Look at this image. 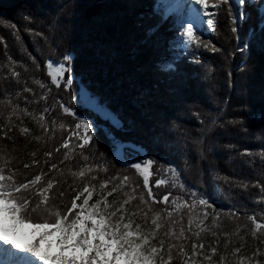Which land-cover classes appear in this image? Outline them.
Segmentation results:
<instances>
[{
    "label": "trees",
    "instance_id": "1",
    "mask_svg": "<svg viewBox=\"0 0 264 264\" xmlns=\"http://www.w3.org/2000/svg\"><path fill=\"white\" fill-rule=\"evenodd\" d=\"M158 4V0H0V100L7 97L37 115L48 108L45 123L49 124L45 135L30 117L21 114V125L12 116L17 127L8 132L11 139L0 133V166L7 161L5 172H14L17 183L32 179L41 170L47 172L41 183L57 181L51 190L55 199L50 203L62 211L71 206V199L85 183L95 186L91 204L118 183L113 181L102 192L101 181L128 174L132 185L107 196V201L116 206L126 198L124 193L132 194V186L142 185L141 177L127 173L117 164L114 144L103 129L110 125L79 103H71L72 109L97 123L93 140L82 150L88 160L81 159V149L75 148L73 139L72 159L60 163L67 150L55 149L69 137L75 120L59 108V103L70 104L65 99L68 92L63 84L60 88L51 84L46 65L50 60L61 62L64 55H71L73 84L80 83L115 116L121 128L117 138L145 149L159 160L169 161L183 181L213 205L208 208L210 219L202 225L210 231L202 232L199 240L192 234L198 230L196 222L192 232L185 231L188 239L179 241L164 237L170 225L164 222L152 243L165 239V249L169 242L182 244L189 255L193 243L202 242V251L208 255L212 247L217 249L211 262L199 256L196 264H220L221 256L226 257L224 264H239L240 258L253 257L259 250L261 255L244 264H255L256 260L264 264V235L258 232L253 237L255 225L248 219L255 217L264 222V42L259 33L250 41L249 49L240 50L249 29L258 23L257 12L255 8L247 9L250 17L243 23V39L238 41L231 32L227 6H222L215 10V32L206 24L201 25L199 42L182 50L170 47L175 42V17L163 23L151 38L146 36V31L158 22L159 17L154 15L160 11ZM9 57L20 74L18 80L10 76ZM163 62H172L175 70L162 72ZM34 81L45 83L46 87L41 89ZM24 87L31 91L24 92ZM41 95H46V99H40ZM9 111L0 105V126L6 125ZM53 120L55 129L51 127ZM61 123L68 130L60 129ZM20 126L28 127L31 134L20 135ZM37 135L41 136L39 142L33 139ZM46 152L52 153L50 158L44 155ZM33 160L38 163L32 165ZM53 163L62 172L49 171ZM85 163L107 170L90 173L83 179L73 177L69 169L79 171ZM25 164L32 166L25 168ZM92 175L97 179L92 180ZM61 191L65 193L63 197L59 195ZM140 191L137 188L135 195L139 196ZM37 199L33 197L32 204ZM138 205L143 207L137 198L125 208L132 212ZM151 215L147 225L139 215L134 217L135 223L151 227ZM223 215H232L237 222L226 229L217 225ZM23 216L26 223L54 221V217L39 212L29 211ZM214 216L219 219L216 226ZM172 227L179 234L177 224ZM235 248L240 251L233 256ZM172 254L176 257V250ZM171 264H182V260L176 257Z\"/></svg>",
    "mask_w": 264,
    "mask_h": 264
},
{
    "label": "snow or ice",
    "instance_id": "2",
    "mask_svg": "<svg viewBox=\"0 0 264 264\" xmlns=\"http://www.w3.org/2000/svg\"><path fill=\"white\" fill-rule=\"evenodd\" d=\"M222 6H227L229 20L232 24L231 32L235 34L238 41L243 39L240 35L242 25L250 17L247 9L255 8L257 12L258 23L255 28L249 29L248 38L243 39L240 50L249 49L250 41L256 39L258 33L259 39L264 42V0H182V2L178 3H168L167 0H162L157 5L160 11L154 12V15L159 17L158 22L146 31V36L151 38L159 31V27L163 23L175 17L176 19H174L172 25V30L176 33L175 40L179 42L180 47L187 49L199 42L198 33L201 25L206 23L208 29L215 32V16L217 14L215 10L220 9ZM184 9L187 10L188 15L186 19H181ZM209 9L213 11H209ZM205 18L207 19L205 20ZM170 47H175V45H170ZM204 47H208V45L205 44ZM212 50L215 51L216 49L213 48ZM8 59L10 76L18 80L20 74L15 70V62L12 61L11 57ZM71 61V55L66 54L58 64H54L51 61L47 63V76L51 78L52 85L60 88L61 84H63L65 89L72 86L74 75L72 74ZM20 67H23V65H20ZM175 67L172 62H163L160 70L167 73L174 71ZM66 73L67 76L65 77ZM34 82L41 89L46 87L45 83ZM23 91L30 92L31 89L24 87ZM40 99H46V95H41ZM79 103L83 106H95L94 98L86 90L81 91ZM0 105L10 109L5 118L7 121L6 125L0 126V133H3V137L11 139L8 136V132L12 131V128L17 127L12 121V116H16L17 120H20V124L23 125L21 114L24 117H30L35 120L42 129V134L46 135L49 133V124L45 123V113L48 112V108H44L37 115L30 112L27 107L21 108L18 103H13L7 97L0 100ZM59 108L64 115L72 116L75 120L74 128L70 130L69 137L65 138L59 147L55 149L57 152L61 148L67 150L64 152L63 160L60 163H63L64 160L72 159L70 153H75V148L81 149L79 155L82 160L87 162L88 157L83 155L82 150L93 140L92 132L94 131V126L90 121L80 118L72 108L65 106L63 103H59ZM262 119H264V116H262ZM55 126L56 121H51V127L55 129ZM5 128H7V131L4 130ZM59 128L68 130L63 123L59 125ZM18 130L22 136L31 134V130L28 127L20 126ZM33 139L39 142L41 136H34ZM73 139L77 141L75 148L70 147ZM32 155L35 156V153H32ZM44 155L50 158L52 153L46 152ZM36 163L38 161H32V165ZM156 164L155 158H145L128 165V167L135 170L136 175L142 178V185L136 183L135 186H132V194L124 193L126 198L120 201L118 206H116L115 202L109 203L107 196H111L113 193L122 191L125 187L132 185L131 177L128 174H124L122 177L114 176L108 180L101 181L99 187L102 192L113 181H118V183L112 187L111 191L101 195L100 199L91 204H89V201L92 199L95 186L85 183L82 190L77 192L71 199V206L66 207L62 211L58 206L50 203V201L55 199V196L51 194V190L57 183L55 179H49L42 184L43 177L47 176L48 173L41 170V173L35 175L32 179L17 183L14 172L6 174V161L5 166H0V264H49V262H52V264H97V262L99 264H115L116 261L121 259L124 264H171L176 257L182 260V264H196V258L199 256H203V260L211 262L217 249L212 247L211 255H208L202 251L205 247L202 242L192 244L190 255L182 244L178 245L169 242L165 249V239H159L158 244L152 243L153 240H157L159 230L164 227V222H170L168 230L163 233L164 237L169 241L188 239L185 236V231L192 232L195 210L200 207L203 211L204 219H207L209 214L204 209L213 207L209 200L202 197L196 198L194 193L189 199H181L179 196L173 197V193L169 190L162 197L157 198L154 189L167 185H170L171 188L179 187L184 189L185 185L180 182V174L176 168L170 165L154 167ZM32 165L25 164L24 167L29 168ZM53 169L62 172L55 163L51 165L49 171ZM106 170L101 165L91 166L87 163L79 171L69 169L71 175L78 179H83L96 171ZM91 179L95 180L97 177L92 175ZM137 188L141 189L139 196L135 195ZM73 191L76 190L73 189ZM261 193L264 194V185L261 186ZM59 195L63 197L65 193L61 191ZM33 197H38L35 204H32ZM81 197L83 198L82 202L78 204L77 201ZM137 198L143 207L138 205L135 211L128 212L125 205H129ZM262 199H264V195H262ZM153 204H171L173 207L170 211L161 209L159 212H153L151 207ZM113 208L115 209L114 211H109V209ZM182 208L188 209L189 227L185 229L181 226L179 234H177L173 231L172 226L177 224L178 221L171 218L174 212L179 213ZM76 209L78 211H74ZM29 211L32 213L39 212L42 216L46 215L49 218L54 217V221L51 223L48 219H44L43 223H28L27 226L32 230V233H40L39 239L35 236L29 239L27 234H18V226L26 223L23 214ZM165 211L166 215L162 217L161 213ZM149 213H152L150 217L151 227L145 228L140 223H135L134 217L139 215L143 217L144 224L147 225ZM125 214H127V219ZM114 217L115 219H113ZM5 218L11 220L12 223L5 225ZM204 219H200L196 224L198 230L192 232L197 240H199L202 232L210 231L206 226L202 227ZM216 219L218 217L214 216V226H216ZM248 219L255 225L251 233L253 237H256L258 232L264 231V223L257 222L255 217H249ZM89 221H91V226H88ZM78 225L80 226L79 231L77 230ZM133 225L135 226L133 227ZM42 229H56L63 234L60 238V245H58V247L62 248L60 253L51 256L40 247V243L44 242L45 236L50 235L48 232H41ZM93 232L95 237L91 235ZM213 235L216 234L213 233ZM105 237L107 238L106 240L104 239ZM92 239H95L96 243H92ZM70 240H75V243L69 245L68 241ZM112 245H115L114 250ZM69 247L73 250L80 249L82 251L79 256L75 254L71 256L65 255L64 252ZM197 249L201 251H197ZM173 250H176V257L172 254ZM239 251L240 248H235L232 255L235 256ZM110 252L112 253L111 256L109 255ZM259 255L261 253L257 250L253 257L240 258L239 264H244L245 260H252ZM225 260L226 257L221 256L220 264H224ZM255 264H261V262L256 260Z\"/></svg>",
    "mask_w": 264,
    "mask_h": 264
},
{
    "label": "rangeland",
    "instance_id": "3",
    "mask_svg": "<svg viewBox=\"0 0 264 264\" xmlns=\"http://www.w3.org/2000/svg\"><path fill=\"white\" fill-rule=\"evenodd\" d=\"M158 2L161 3L162 0H159ZM167 2L169 3L168 0H167ZM209 11H212V10L209 9ZM182 15H183V13H182ZM182 15L180 17L181 19H182ZM206 19L207 18H205V20ZM174 40H175V37H174ZM174 45L176 48H178L179 42L175 40ZM50 61L53 62L54 64L59 63V62L52 61V60H50ZM82 90H85V89L82 87V85L80 83L75 84V85L72 84V86L67 89L68 99H67V97H65L66 103H70V104H64V105L68 106L70 108H73L71 103L72 104L79 103V97H80ZM87 93H89V92H87ZM91 97L94 98L95 106H84V107H86L88 110H90L92 113H94L96 115L95 118H99V120L102 121L103 123H107L108 125H110L109 129L103 128L102 125H100V128H103L104 130H106V134L111 139V142L114 144L113 153H114V157H115V160L117 161L118 165H120L123 169L125 168L127 173L131 174L132 172L135 173V170L128 167V165L130 163L139 162L140 160H143L145 158H155V157L151 156V154L148 151L140 148L139 146L121 142V140L119 138H117V135H116V134H119V132L117 130H120L121 128H120L119 123L116 120L115 116L112 115L109 112V110L104 106V104L99 102V100L96 97H94L93 95H91ZM79 104H81V103H79ZM77 114L80 118H83V119L90 121L92 123V125L94 126V131L96 130L97 123L95 122V120L93 118H91L90 116H87V115L84 116L81 113H77ZM94 131L92 133H94ZM76 143H77V141L74 139L73 145H75ZM155 159L157 161V164L154 167H160L161 165H165V166L170 165V166L174 167L169 161H165V160H161V159L159 160L157 158H155ZM153 179H155V178H153ZM180 182H182L185 185L184 189H180L179 187L171 188L170 185L161 186L159 189H154V192L156 193L157 198L162 197L169 190L173 193V197L179 196L181 199H189L193 193L195 194L196 198L202 197L195 189H192L190 186H188L183 181L181 176H180ZM151 207H153L154 212H159L161 209H166L167 211H170L173 206L171 204H169V205H165V204L154 205L153 204V205H151ZM204 211H207L208 214L210 213V211L208 209H204ZM161 215H162V217L165 216L166 211L162 212ZM207 218L208 219H204L203 211L201 210L200 207H198L195 210V215L193 216V223H195V222L198 223L200 219H204V222H206L207 220L210 219L209 215ZM171 219L178 221L177 226H178L179 231H180L181 226H183L186 229L189 226L188 225V220H189L188 209L182 208V209H180L179 213L174 212ZM218 220H216L215 222H217ZM10 222L12 223L11 220H10ZM236 222H237V220L232 215H223L220 218V224H217V225H219L221 227H223V226L225 227L227 225H231L232 223L234 224ZM257 222H259V221H257ZM260 223H264V222H260ZM27 225H28V223H25L24 225H19L18 228L19 227H25L26 231H29L30 228ZM88 226H91V221L88 222ZM225 229H226V227H225ZM77 230L78 231L80 230L79 225L77 226ZM42 231H45V230L42 229ZM261 234L264 235V231H261ZM91 235H92V237H95L94 232ZM104 239L106 240L107 238L105 237ZM70 241H72V240H70ZM73 241L75 242V240H73ZM91 242L96 243V240L92 239ZM112 249L113 250L115 249V245H112ZM111 254L112 253L110 252L109 255L111 256ZM115 264H124V261L121 259L119 261H116Z\"/></svg>",
    "mask_w": 264,
    "mask_h": 264
},
{
    "label": "bare ground",
    "instance_id": "4",
    "mask_svg": "<svg viewBox=\"0 0 264 264\" xmlns=\"http://www.w3.org/2000/svg\"><path fill=\"white\" fill-rule=\"evenodd\" d=\"M169 3H178V2H182V0H168ZM183 15H182V19H186L187 18V10L184 9L182 11ZM4 224L5 225H9L11 224L10 220L5 218L4 219ZM45 231H42L41 232H48L50 233V235H47L45 236L44 238V242H41L40 243V247L43 249V250H46L48 252L49 255L51 256H55L56 254L60 253L62 251V248L61 247H58V245H60V238L61 236L63 235L60 231L56 230V229H43ZM18 231V234L20 235H24V234H27V238H31L32 236H35L37 239H39V235L40 233L37 232V233H32V230L30 229L29 231H26L25 227H19L17 229ZM11 238V236H10ZM75 242L72 240V241H68V244L71 245V244H74ZM5 247H8V246H5ZM82 250L80 249H75L73 250L71 247H69V249L67 251L64 252L65 255H77L79 256L80 255V252ZM49 264H52V262H49ZM97 264H99V262H97Z\"/></svg>",
    "mask_w": 264,
    "mask_h": 264
}]
</instances>
